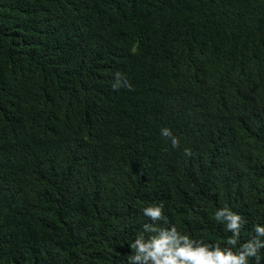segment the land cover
Segmentation results:
<instances>
[{
  "label": "trees",
  "instance_id": "trees-1",
  "mask_svg": "<svg viewBox=\"0 0 264 264\" xmlns=\"http://www.w3.org/2000/svg\"><path fill=\"white\" fill-rule=\"evenodd\" d=\"M151 206L264 225V0H0V264H129Z\"/></svg>",
  "mask_w": 264,
  "mask_h": 264
},
{
  "label": "clouds",
  "instance_id": "clouds-1",
  "mask_svg": "<svg viewBox=\"0 0 264 264\" xmlns=\"http://www.w3.org/2000/svg\"><path fill=\"white\" fill-rule=\"evenodd\" d=\"M117 86L113 85L114 88ZM162 134L171 137L173 147L178 146V139L172 136L170 130L162 129ZM186 154H190V151L186 150ZM144 215L153 223L144 225V232L149 234L147 238L138 235L131 244L134 254L129 257V264H249L250 258L254 259L255 264L261 262L259 253L264 249V225L256 224L253 228L255 235L237 248L243 221L239 214L227 208L215 212V219L232 233L224 247L193 240L180 233L175 226H155V222L166 220L162 206L147 207Z\"/></svg>",
  "mask_w": 264,
  "mask_h": 264
}]
</instances>
